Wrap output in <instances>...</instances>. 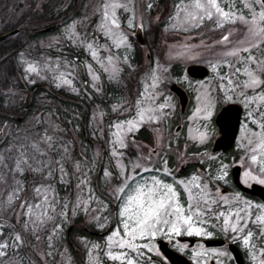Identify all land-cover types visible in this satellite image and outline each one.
<instances>
[{
  "label": "rangeland",
  "instance_id": "1",
  "mask_svg": "<svg viewBox=\"0 0 264 264\" xmlns=\"http://www.w3.org/2000/svg\"><path fill=\"white\" fill-rule=\"evenodd\" d=\"M106 2L124 5V7L115 9L120 27L117 29L111 26L109 21L112 35H106L101 29V24L104 22L103 4ZM251 2L252 0H218L221 8L235 13L231 21L225 22L221 27L215 15L211 20L205 18L198 24L187 20L185 12L181 9L184 5L191 3V0H175V4L171 0H138V2L137 0H0V35L16 28L20 29L16 35L6 37L7 39L5 38L0 43V93L2 98L0 103V244L9 245L5 249H0L6 253L0 256V264H78L81 256L86 255L81 253V250L89 251L93 244L100 245V248L92 249L95 264H107L104 258L109 262L121 264L120 261L110 260L106 255L108 251L106 238L104 241L86 240L79 235L77 228L70 232V239L78 244L77 249L71 253L67 245L66 230L72 224L77 225V221L82 218L87 225L100 228L93 219L94 216L107 217V225L110 223L111 211H108L106 204L93 194V183L97 178L101 160L104 161V166L98 178V185L111 196L112 190L121 181L120 169L117 166L118 160L127 166L129 173L135 162L150 168H159L160 173L164 172V162L167 161V156L162 158L157 150L152 154L150 148L149 156L146 155L143 151L144 146L133 140L132 134L135 131L125 136L127 147L121 148L119 144L113 145L112 143L116 138L113 135L117 131L116 124L125 119L134 117L138 119L135 108L137 100L141 101L142 108L154 109L156 116L162 112L164 107L160 108V105L165 104L161 102L158 105L153 104V100L157 98L154 94H158L159 90L165 87V84L161 85L162 78L167 77L168 82L173 80L169 77L174 71L172 66L179 55L177 45L169 42L164 45L166 56L162 59L156 56L150 64L148 61L138 65L133 64L129 57L136 47V42H133L135 41L133 30L136 27L146 28L162 21L160 34L165 38H172L171 33L177 30L183 33L193 32L192 36L196 41L193 43L196 49L188 45V37H182V46L185 48L181 50V62L200 60L211 69L209 79L201 82L196 88V98L200 97V99H196L195 104H192L189 109L185 131L191 143L190 150L192 152L193 150L202 151L199 157H194L206 166L210 164V161L217 164L212 171L205 169L204 173L193 174V176L202 177V182L209 184L214 197L219 199V196H216V190L219 187L215 182L217 176L221 175V164L228 166V174L232 166L239 164L241 166L240 180L243 173L249 169L253 174H259V170L264 168V151L258 146L260 134L264 133V129L260 127L264 124V99H261L264 96V83L251 88L245 87L244 82L249 79L245 74L246 69L264 81V44L261 43V37H250L246 24L238 19L239 16H243L245 20L251 19L250 10L244 6ZM143 7L145 9L140 12ZM254 10L258 13L259 6L254 5ZM108 11L111 17L113 10L109 8ZM67 18L68 21L44 35L36 36L31 32ZM123 23L129 30L122 27ZM73 24H75L76 38L70 39L69 26ZM120 34H123L126 40L117 47L115 41ZM226 35L229 36V40L222 41V37ZM89 43L93 44L94 49L97 50L96 59H93L91 51L87 48ZM68 44L82 50L89 56V59L79 62L71 55L66 56L68 55L66 52ZM253 45L260 46L253 47ZM245 47L250 51L241 50ZM234 49L241 50L237 56L226 54ZM157 54L161 55L158 51ZM109 55L113 57V64L120 69L116 77L112 79L109 78L110 73L105 72L101 67V64L108 66L107 57ZM249 56L254 57L255 61L249 60ZM125 58H127L126 63ZM164 59H167L166 62ZM29 64L36 67L37 72L27 71ZM89 65H91V73ZM153 72L159 78L155 81V87H152ZM62 73L64 78L71 81L70 84H65L57 78ZM94 76L99 79L94 80ZM105 79L109 82H119L123 87L120 102L113 103L112 96L109 95L111 102L104 104L102 90ZM229 80L232 81L231 84ZM40 83H43L45 88L24 90L22 86L24 84L31 87V85ZM136 83L140 85V90L135 91L134 84ZM48 87L68 97L85 100L90 106V111L85 113L84 108H79L77 105L72 106L55 92L49 91ZM130 90L135 93L136 97L131 94ZM211 90H214V94H210ZM233 100L244 108L233 151L225 155L213 153L211 146L216 131L211 129L210 118L219 107L218 104L224 101L233 103ZM169 101L172 109L173 101L170 97ZM208 105H211L210 110L212 111L209 119H204L206 113L203 111L194 115L198 107L203 109ZM27 106L30 108L26 111ZM114 107L116 111L113 110ZM157 108L161 111L156 112ZM16 116H22L20 123H16L13 119ZM145 123L153 124L154 136L160 140L163 133L155 126L158 124V119L145 121L143 124ZM85 131L92 139V143L84 137ZM201 132L208 136L203 144L193 139ZM45 137L52 138L51 145ZM33 145H37L39 151ZM153 145L156 146L154 142ZM158 146L159 144L156 148ZM113 148L117 153H122V156H113ZM253 149L256 151L253 152ZM103 151H105V156H103ZM253 155L257 157L255 162L251 159ZM18 160L25 161L21 165L22 171L16 170ZM158 160L160 161L157 162ZM77 164L80 165L79 171ZM61 165L66 172L64 183L60 180ZM33 169H40V171H33ZM49 169L52 171V177L46 178ZM105 170L111 173L110 179L105 178ZM138 171L141 174L143 172L142 169ZM228 174L220 181L225 182ZM85 178L88 183L83 186L81 192L77 185ZM41 184L45 186L51 184L55 190L54 193H50V198L54 196L57 201L56 215L52 221L38 228L33 234L31 225L28 230L23 228L24 221L29 217L22 215L26 208L22 209L20 205L25 204L26 200L29 203L37 202L32 197L35 196L34 188ZM18 188H22L23 191L17 192L9 204V196L13 195V191ZM89 189L92 190L93 199L89 201L88 211L85 212L81 205L73 214L78 194L83 200H87L90 194ZM219 195H222L220 189ZM222 196L228 197L230 203L223 205L221 202L217 211L227 214L230 209L236 211L246 208L243 203L245 199L240 197L237 201L235 195ZM65 202L68 203V207L63 209L62 205ZM251 205L252 207L248 210L251 215L246 231L253 232L250 246L254 245L252 251L256 255V260L253 261L247 250L246 257L250 260V264H259L262 259L260 249L264 248V235H262L264 225L256 222V216L264 215V209L254 204ZM61 211H64L66 215L59 216ZM241 214L244 215L243 212ZM232 219L234 220V217ZM213 224L214 228L220 230L224 237L232 239L230 230L227 234L222 230L223 218L218 221L213 219L205 227L208 230L213 227ZM16 235L22 237V243L14 241ZM50 236L51 240H49ZM236 241L245 248L242 239ZM139 243L148 242L139 241ZM112 250L113 252L119 251L115 245ZM197 251V249L190 251L194 263L210 264V256H200ZM217 251L225 250L218 249L215 252ZM141 252L140 255L131 252L129 258L138 261V264H143L139 263L140 256L149 251L145 248ZM228 254L226 257L216 255L215 259L221 264H232L233 259L230 252ZM89 259L87 254L86 264H89ZM144 264L153 263L146 261Z\"/></svg>",
  "mask_w": 264,
  "mask_h": 264
},
{
  "label": "snow or ice",
  "instance_id": "2",
  "mask_svg": "<svg viewBox=\"0 0 264 264\" xmlns=\"http://www.w3.org/2000/svg\"><path fill=\"white\" fill-rule=\"evenodd\" d=\"M254 5H258L260 11L257 13L254 10ZM251 12V19L245 20L243 16H239L238 19L243 21L247 26L248 35L252 38L261 37V43L264 44V0H252L251 3H246L244 5ZM118 7H124L117 3H104L103 4V23L101 24V29L105 31L106 35H112L111 28L109 27V21L111 26L119 28L120 25L117 22L115 9ZM151 7V5H149ZM178 8L180 6H177ZM111 8L113 11L111 17L109 16L108 9ZM185 12V18L197 24L203 19L207 18L211 20L215 15L217 17V23L219 26H223L225 22L231 21L235 13L230 11H225L220 7L218 0H191V3L184 5L181 9ZM234 22V21H233ZM131 24V21H130ZM69 35L70 39H75V24L69 26ZM126 37L123 34H120L118 39L115 41L116 46L119 47L121 43H124ZM229 36H223L222 41H228ZM243 43V41H241ZM260 45H253V47H259ZM88 50L91 51L93 59L97 58V50L94 49L93 44H87ZM244 52H249L250 49L245 47L241 49ZM234 49L227 52L229 56H237L239 51ZM249 60L255 61V58L252 56L248 57ZM108 66L101 64V67L105 72H109V78H115L120 69L113 64V57L109 55L107 57ZM127 58H125V63ZM110 66V67H109ZM91 73V65H89ZM215 71V68L213 69ZM27 71L37 72L36 67L29 64ZM239 72V69H237ZM245 74L249 77L247 81L244 82L245 87L255 88L258 85L264 83L259 79L253 72L245 70ZM63 83L70 84L71 81L64 78V74H60L59 77ZM93 79H99V77L94 76ZM151 79L153 80L152 87H155V81L159 78L153 72ZM231 84L232 81L229 80ZM143 96V93H141ZM199 100L200 97H197ZM231 99V97H228ZM264 99V96L261 97ZM165 107V105H160V108ZM136 108V119H125L120 123L116 124L115 127L117 131L113 134L116 138L112 141L113 145L119 144L121 148L127 147L125 143V136L128 133H133L138 131L139 127L145 121H152L159 119L158 116L154 115V109L152 108H142L141 101L137 100L135 102ZM211 105L206 106L205 108H197L194 115L199 114L201 111L205 112L206 115L204 119L207 120L212 116V111L210 110ZM117 109L114 107L113 109ZM131 111V109H127ZM261 129H264V124L260 125ZM45 139L51 145V137H45ZM193 139L198 140L203 144L208 136L206 133L201 132L198 136L193 137ZM251 143V141H249ZM259 148L264 151V133L260 134V144ZM37 151L39 148L37 145H33ZM256 150L253 149V152ZM23 155V153H22ZM113 156H122V153H117L115 148L112 151ZM252 161L255 162L257 157L253 155L251 157ZM25 163L23 160H18L16 165L17 171H22L21 165ZM165 168L163 176L158 175L160 173L159 168H150L139 162L132 164L131 173L128 172L127 166L117 161V166L120 169L121 181L117 187L112 190V196L117 201L116 209L113 210V215L118 217V223L113 222V226L110 229V234L106 237V247L108 249L106 255L112 261H120L121 264H138V261L129 258V253L134 252L137 255L142 254V249H147L149 252L155 251L158 261H154L153 264H167V260L160 251V248L157 247L155 241L158 238H166L169 241L172 240L174 236L179 237L182 235H187L189 237H211L213 233L208 231L205 227L213 219L220 220L223 218V228L225 234L229 232L232 233V240L236 241L242 239L245 249L251 255L253 261L256 260V255L252 251L253 246H250V240L253 236L251 230L246 231L248 228V219L250 218L251 213L248 211L252 205L249 201H243L246 205L245 209H240L232 211L231 209L227 214L223 211H217V208L221 205H228L230 203L229 198L226 196L219 195V189L216 190V196H219V199L215 198L213 193L209 188V184L203 183V178L196 175L192 176L190 180H179L175 176H172V172L167 169V161L164 162ZM77 170H80V165L77 164ZM226 164H221L220 172L221 175L217 176V180H223L227 176ZM144 173H157L151 176H144L141 174V170ZM60 180L62 183L65 182L64 177L66 175L63 165L60 167ZM33 171H40V169H33ZM86 175V174H85ZM105 178L110 179L111 173L107 170L104 171ZM172 176V182L169 183L164 177ZM52 177V171L49 169L48 176L46 178ZM241 182L245 185H251L252 182H255L260 185H264V168L259 170V174H253L252 170L249 169L243 173ZM87 179H83L77 185V188L80 191H83V186L87 185ZM19 184V181H17ZM178 188L183 189V193L186 194V206L185 203H182V194L178 191ZM23 191L22 188L15 189L13 195H10L8 198L9 204L13 200V196H16V193ZM54 189L51 184L43 185L41 184L38 187L34 188L35 196L32 197L33 200L37 201L35 203H29L27 200L25 204L20 205L22 209L26 208V211L22 215L29 217L28 220L24 221L23 228L25 230L29 229L31 225V231L33 234L36 233L37 229L43 227L49 221L54 219L56 215L55 204L57 201L54 196L50 198V193H54ZM92 190L89 189V197L87 200H83L78 194L77 201L73 207V214H75L76 209L83 205L85 212L88 211L89 201L93 199L91 195ZM18 198V197H17ZM237 201L240 200V193L235 194ZM68 207V203L65 202L62 205L63 209ZM106 207V206H105ZM258 208L264 209V205H257ZM52 214H49V213ZM244 213L242 215L241 213ZM59 216H65L66 213L61 211ZM234 217V220L232 219ZM98 226L101 229H104L107 226V217L94 216ZM103 221V222H102ZM256 222L260 225H264V215L256 216ZM215 227V225H212ZM241 234V235H237ZM264 235V234H262ZM52 237H49L51 240ZM15 242H23L20 235H16L14 238ZM139 241H147L148 243H139ZM116 246L119 251L113 252V246ZM9 245L7 243L0 244V249H5ZM188 245H183L182 248H187ZM100 245L93 244L92 249H98ZM92 249H89V264H95ZM215 251V250H213ZM6 253L0 251V256L5 255ZM217 256H228L227 251H217ZM260 255L262 259L259 264H264V248L260 249ZM217 264H221L220 261H217Z\"/></svg>",
  "mask_w": 264,
  "mask_h": 264
},
{
  "label": "flooded vegetation",
  "instance_id": "3",
  "mask_svg": "<svg viewBox=\"0 0 264 264\" xmlns=\"http://www.w3.org/2000/svg\"><path fill=\"white\" fill-rule=\"evenodd\" d=\"M171 1L175 4V0H171ZM138 6L142 8L140 4H138ZM144 9L145 8L143 7V9L140 12H143ZM62 23H65L64 20L56 24L48 25V26H52L48 31H53L57 29ZM161 23L162 21H159L158 23L151 24L150 26H148L149 28L148 27L142 28L141 26V27H136V29L133 30L134 38H135L134 39L135 41L133 42H136V47H134L135 50L133 53H131L129 59L135 65L141 64L142 62H145V61H148L150 64L151 62H153L154 57L158 56L160 59H162V57L166 56L165 54L166 48L164 45H166L167 43L171 42L173 44H176L178 47V51H179L178 57L179 58L177 57V60L175 59V64L172 66V69H174V71L171 72L170 77H169V78H172L173 80L171 82H168L167 77L162 78L161 85L165 84V87L163 89H160L158 94H154L155 97L157 96V98L153 100V104L158 105L159 102L165 104V107L162 110V112L160 114L158 112L159 114L158 124H155L157 128H160V132L163 133V135L160 137V140H158L157 136H154L155 131H154V127L152 128L153 124H149V123L142 124L139 127V130L135 131L132 135H133V140L135 142H137L138 144L140 143V145L144 146L143 151L146 152V155L149 156L148 150L150 148V150H152L151 152L152 154L154 153L153 151L157 150L159 153L158 155L161 154L162 158L163 156H167L166 159L168 162L167 164L168 170L172 172V176H175L179 180H189L193 176V174L204 173L205 169L207 170V166L205 164L203 166L201 162L198 161L196 157H194V156L199 157L202 151L200 152L197 150H193L194 152H192L190 150L191 143H189V136L187 132L185 131V129H186V125L188 124V117H189V112H190L189 109L192 106V104L193 105L195 104V100L197 99L196 98V88L201 82H205L207 79H209L211 69L206 64H204V62H201L200 60L199 61L190 60L188 61V63L181 62V58H180V56L182 57L181 50L185 48L182 46V42H181L182 37H185V36L186 38L188 37L189 38L187 39L189 41L188 45H191L192 48L195 47L196 49L195 43H193V42H196L194 40L195 38H193L192 36L193 32L183 33L177 30L176 32L171 33L172 38H165L160 34L161 27H162ZM122 27L129 30V28L125 25V23H123ZM44 28H47V27L37 28V30H32L31 32L35 34L36 36L37 35L41 36V35L48 33V31L39 32L41 29H44ZM19 31L20 29L17 28L16 33H18ZM1 42L3 41H0V43ZM192 48L190 47L189 50L191 51ZM157 51L161 55L157 54ZM66 52L68 54L66 56L70 57L71 55L74 59L79 60V62L83 61V59H86V60L89 59V56H87L82 50L77 49L69 44H68V47L66 48ZM144 57L145 59H143ZM166 60L167 59H164L165 62ZM199 65L204 66V68H199V70H196V71L189 69L190 66H199ZM136 84H134L136 86L135 91L140 90V85L138 84L136 85ZM22 86L24 90H28L29 88L30 90H34L40 87L45 88V85L43 83L34 84V85H31V87L28 85H24V84H22ZM48 90L52 91L53 93L55 92L53 88L48 87ZM122 90H123V87L121 86L119 82H115V81L109 82L107 79H105L103 81V90H102L103 97H104L103 99L104 104L107 105V103L111 102L109 95L112 96L113 103L120 102L122 100V97H121L123 93ZM130 91H131V94L135 96V93L132 92V90ZM211 93L214 94V90H211L210 94ZM55 94L59 95L60 98H63L64 100L67 101V103L71 104L72 106L77 105V107L79 108L80 107L84 108L85 113L90 111V106L86 104L85 100H79L73 97H68V95H65L57 91L55 92ZM208 96H209V93H208ZM169 97L173 101L172 109H171ZM184 99L186 100L185 106L183 105ZM233 102L235 101L233 100ZM227 103L229 102L224 101L222 102V104H218L219 107L218 106H217L218 108L216 107L217 110L215 111L214 115L210 118L211 129L212 131H216V134L213 140L219 135L218 127L216 125L214 117L217 114V112L220 110L222 105L227 104ZM29 108L30 107L27 106L26 111ZM157 111H161V109L157 108L156 112ZM242 116H241V122H242ZM13 119L16 121V123H20L22 116H16ZM241 122H240L238 130L240 129ZM84 137H86L87 140L90 143H92V139L88 137L86 131H85ZM153 142L156 144V146L158 144L159 146L156 148V146L153 145ZM103 156H105V151H103ZM159 161L160 160H158L157 162ZM103 166H104V161L101 160V162L99 163V170L97 173V178H95V181L93 183V194L95 197L97 198L99 197L100 200H102L106 204V207H108V211H111L110 223L104 229H101V228L94 227L90 224L87 225L83 221L84 218H82L77 221V225L72 224V227L70 229L69 227L71 225L68 226V229L66 230V234L67 233L70 234L72 229L77 228L79 235L85 238L86 240L89 239V240L104 241V238H106L107 235L110 234V229L113 226V222L115 221L116 223H118V217L113 215V210L116 209L117 201L113 199L111 195H108L107 191H105L104 189L101 188V186L98 185V181H99L98 178L102 174ZM154 174H157V173L142 172V175L144 176H151ZM158 175L163 176V172L159 173ZM172 176H168L164 178L166 179L167 182L171 183ZM215 184L217 187H219L222 195L230 196V195H235L237 192H239L240 197L249 201L251 204H254L256 206L264 205V202L260 198L253 196L251 194H246L243 191H241L240 188L234 184L232 173H230V171H229L228 177L226 178L225 182L217 180ZM251 184H253V182ZM178 191H180L182 194L181 202L185 203V206H186V199H187L186 194L183 193L182 188H178ZM208 230H211V232L213 233L211 237H196V236L189 237L187 235H182L179 237L174 236L171 241H169L166 238H163V239L158 238L157 241H155V243L157 244V247L160 248V251L164 255L165 259L167 260V264H172L171 261H169L167 254H166L168 252L167 251L168 249L184 256L186 259L190 260L192 264H195V263L192 260L190 251L191 250L194 251L197 249L198 250L197 252L200 256H206V257L208 255L210 256L209 258L210 264H217L216 263L217 259H215V256H216L215 251L218 249H222L227 252H230L231 254L230 248H228L229 242H233L237 246V248L241 250L242 256L244 258V263L250 264V260L246 257V249L242 247L237 241H233L230 237L225 238L223 234L221 233V231L218 229L216 230L214 227L208 228ZM218 233H220L221 236L220 235L218 236ZM70 238H71V234H70ZM189 238H193L195 240L191 242ZM213 238H222L225 240V243L218 244V245H206L205 244V241L207 239H213ZM185 244L188 245V247L182 248V246ZM67 245H69L70 252L72 253V251L77 249L78 244L75 243V241L70 239V240H67ZM82 252L85 253L86 255L81 256L78 264H86L88 250L83 249L81 250V253ZM140 257H141V260L139 261V263H143V264L146 263V261L153 263L154 261L159 260V257L156 256L155 251L149 252L146 254L144 253V255ZM231 257H232V254H231ZM232 259L233 260L231 261V263L235 264L234 258ZM104 262L107 264H117L116 262H109L106 258H104Z\"/></svg>",
  "mask_w": 264,
  "mask_h": 264
},
{
  "label": "water",
  "instance_id": "4",
  "mask_svg": "<svg viewBox=\"0 0 264 264\" xmlns=\"http://www.w3.org/2000/svg\"><path fill=\"white\" fill-rule=\"evenodd\" d=\"M51 27L41 29L40 32L48 31ZM17 30H12L4 35L0 36V40H4L6 37L16 34ZM199 68H204V66H190L189 69L191 70H199ZM186 99V98H185ZM184 99L183 105L185 106L186 100ZM221 110L215 115V122L218 127L219 135L214 139V144L212 147V151H224L226 149H229L233 146L235 137L238 132V127L240 123V116L242 115L243 108L238 103H229L223 105ZM240 170L241 166L239 164H236L232 167L231 173L233 176L234 184L238 185V187L246 192L247 194H252L254 196L260 197L261 200L264 202V186L253 183L250 186H245L243 183L240 182L239 176H240ZM69 238V234H68ZM191 242H193L195 239L189 238ZM224 240L222 239H207L205 241L206 245H218L223 244ZM228 248H230L233 258L235 259L236 264H244V260L242 258L241 252L233 243H229ZM168 252L167 257L169 261H171L172 264H192L190 260L186 259L184 256L180 255L179 253H175L172 250H167Z\"/></svg>",
  "mask_w": 264,
  "mask_h": 264
},
{
  "label": "trees",
  "instance_id": "5",
  "mask_svg": "<svg viewBox=\"0 0 264 264\" xmlns=\"http://www.w3.org/2000/svg\"><path fill=\"white\" fill-rule=\"evenodd\" d=\"M1 100H2V98H1V93H0V103H1ZM232 151H233V148H231L230 150H227V151H225L223 154L225 155V154H231L232 153ZM217 163H215V162H211L210 161V164L209 165H207V170H213L214 169V167H215V165H216ZM203 166H204V164H202ZM221 236V234L220 233H218V236Z\"/></svg>",
  "mask_w": 264,
  "mask_h": 264
}]
</instances>
